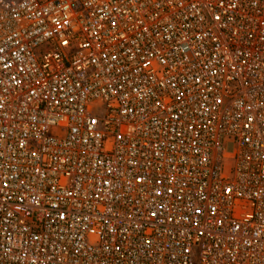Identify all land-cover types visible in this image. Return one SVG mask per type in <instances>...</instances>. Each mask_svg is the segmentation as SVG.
<instances>
[{"label": "built area", "instance_id": "built-area-1", "mask_svg": "<svg viewBox=\"0 0 264 264\" xmlns=\"http://www.w3.org/2000/svg\"><path fill=\"white\" fill-rule=\"evenodd\" d=\"M0 264H264V0H0Z\"/></svg>", "mask_w": 264, "mask_h": 264}]
</instances>
